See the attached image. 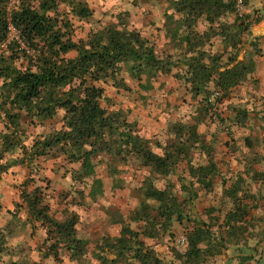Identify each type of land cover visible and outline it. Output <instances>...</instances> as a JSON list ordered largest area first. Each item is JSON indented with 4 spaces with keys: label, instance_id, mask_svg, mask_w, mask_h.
<instances>
[{
    "label": "trees",
    "instance_id": "1",
    "mask_svg": "<svg viewBox=\"0 0 264 264\" xmlns=\"http://www.w3.org/2000/svg\"><path fill=\"white\" fill-rule=\"evenodd\" d=\"M10 1L0 0V113L9 122L2 133L0 173L61 153L72 163L80 164L72 170V177L79 182L95 175L94 158L99 155L113 160L115 165H109L113 172H120L118 161L127 164L137 160L139 168H147L149 175L141 187L143 199L131 215L139 227L134 229L122 220L120 236L105 237L98 244L100 252L117 254L110 260L101 253L103 264H115L120 259L129 264H166L145 244L144 237L168 236L174 255L184 264H204L230 240L240 239L247 229L244 223L250 212L245 203L243 177L226 188L224 194L234 204L224 222L228 238L221 235L218 239L210 228L213 223L207 227L205 221H199L192 206L200 190H211L215 179L224 177L215 160L216 146L203 137L200 125L217 101L248 80L256 68L255 57L260 55L254 46L238 60L244 39L250 33L248 1L244 0L245 11L240 15L236 0H166L181 15L175 29L181 41L177 58L161 56L153 42L129 25L127 16L90 33L87 39L75 41L72 23L60 17L63 0H18L9 9ZM65 1L78 16H90L91 10L83 0ZM9 20L35 54L27 53L17 41H8ZM201 21L206 23L203 30L198 27ZM219 45L222 48L217 49ZM73 51L76 54L69 56ZM123 65L140 80L145 75L147 89L152 87L151 78L178 68L175 77L185 82L192 98L198 100V107L192 121L175 123L173 141L163 143L142 136L137 124L123 110L104 106V100L111 103L104 83L116 80ZM213 92L220 93L214 103ZM60 110L64 111L61 129L37 137L31 147L25 146L23 121L35 126L37 121L55 117ZM233 110L236 122L244 124L248 109ZM192 150H199L205 159L196 164ZM7 154L10 157L3 162ZM183 161L187 166L177 175L179 187L171 176ZM250 172L253 179L264 180V173L254 168ZM34 178L31 176L21 184L22 198L33 218L48 226V240L54 241L52 249L63 247L76 252V248H83L85 243L78 237V216L70 213L63 220L55 218L46 201L48 187L37 184L31 189L29 184ZM226 180L223 178V182ZM94 184L101 189L99 179ZM87 195L91 199L96 197L94 192ZM16 207L19 209L20 204L16 203ZM182 236L186 243L178 249L176 242ZM2 248L0 240V252Z\"/></svg>",
    "mask_w": 264,
    "mask_h": 264
},
{
    "label": "rangeland",
    "instance_id": "2",
    "mask_svg": "<svg viewBox=\"0 0 264 264\" xmlns=\"http://www.w3.org/2000/svg\"><path fill=\"white\" fill-rule=\"evenodd\" d=\"M83 1L91 10L88 17L78 16L65 0L60 2L62 13L60 17H65L72 23V37L75 41L87 39L90 33L118 22L120 16H127L129 25L140 30L153 42L161 56L171 55L177 58L181 52L180 34L179 36L175 34L176 21L181 15L176 13L166 0ZM15 2L18 3L17 0ZM205 26L204 21L198 25L200 30H203ZM247 42L246 40L245 46ZM221 45L216 48H222ZM242 49H244V43ZM75 54L76 52L73 51L69 53V56ZM224 57L227 58V54ZM177 71L178 68L174 67L171 73H159L151 78L152 87L147 89L146 85L149 86L147 77L144 75L140 80L132 74L128 66L123 65L116 80L104 83L105 95L110 98L111 103L109 105L104 100L103 104L111 110H123L127 118L137 124L142 136L163 143L173 141L175 123L192 121L198 107V100L192 98L185 82L175 77ZM215 100L216 98L211 100L212 103ZM63 115L64 111L60 110L55 117L37 121L35 126L24 120V145L31 147L37 137L61 129ZM230 115L231 109L225 108L224 101H217L200 125L203 137L207 140L212 137L221 139L222 132H225L224 129L227 128L225 122L231 120ZM4 125L3 117L0 115V149ZM192 151L193 161L196 164L205 159V156L200 155L199 150ZM9 157L10 155H5L3 162H6ZM94 162L96 163L95 175L79 182L72 177V170H77L79 163H72L62 153L58 156L54 154L46 158L41 157L35 164L20 165L22 170L19 173L22 177L19 182L22 183L26 175L28 177L32 174L35 178L29 184L31 189L37 184L48 187L45 189L46 201L51 206V213L55 218L63 219L65 215L73 213L78 216L77 226L81 224L85 233L93 229L95 234L92 235L101 236L110 227L108 220L132 221L131 215L143 199L141 187L149 175V170L145 167L139 168V162L131 160L127 164H121L118 161L116 165L120 172H113L109 165H115V163L105 155L95 157ZM186 166V161L181 162L178 170L171 176L177 186H179L177 175H180ZM12 168L17 167L12 166L10 169ZM95 179L101 181V189L94 184ZM156 185H161V183L156 182ZM178 188L176 190L181 195ZM89 192H94L96 197L91 199L87 195ZM69 202L70 210H61L62 205ZM123 214L126 216L124 217ZM33 228V233H36L38 225ZM86 245L84 244L81 249L76 248V252L86 251Z\"/></svg>",
    "mask_w": 264,
    "mask_h": 264
},
{
    "label": "crops",
    "instance_id": "3",
    "mask_svg": "<svg viewBox=\"0 0 264 264\" xmlns=\"http://www.w3.org/2000/svg\"><path fill=\"white\" fill-rule=\"evenodd\" d=\"M247 1L246 13L249 14L250 33L245 39L248 41L246 46L244 41V49L241 50L238 60H242L246 52L252 51L254 46L259 49L260 55L255 57L256 68L248 80L233 88L231 94L223 99L225 108L231 109V120L225 122L227 128L222 132L223 137L207 140L213 141L216 146L215 160L224 177L218 176L211 190H200V196L192 209L198 220L205 221L207 227L213 223L210 228L218 239L221 235L225 236L228 229L224 224L226 214L234 206L233 201L224 195L225 190L239 177H243L244 193L247 195L245 203L250 212L247 222L244 223L247 229L238 237L241 241L230 240L228 245L221 247L222 249L209 257L204 264H264V180L253 179L252 172L249 173L250 168L264 173V0ZM233 107L248 109V119L244 124L236 122ZM15 167L17 168H9L0 173V240L3 243L0 264H103L101 253L110 260L117 257L115 252L103 253L98 249V244L105 237L120 236L124 223L116 219L108 220L110 227L101 236L92 235L95 234L93 229L85 233L81 224L77 226L78 237L87 244L86 251L76 253L63 247L52 249L54 241L48 240V226L33 218L22 198L21 184L32 174L28 177L26 175L21 183L19 180L22 175L19 172L22 169L20 165ZM223 178L227 179L226 182H223ZM16 203L20 204L19 209ZM69 204L70 202L62 205L61 210H70ZM211 209L214 210L210 211ZM126 223L134 229L139 227L137 222ZM32 225H38L36 233H33ZM143 241L159 258L164 259L166 264H184L182 259L174 255L168 236L144 237ZM242 256L251 258L244 259ZM115 264L129 263L120 259Z\"/></svg>",
    "mask_w": 264,
    "mask_h": 264
},
{
    "label": "built area",
    "instance_id": "4",
    "mask_svg": "<svg viewBox=\"0 0 264 264\" xmlns=\"http://www.w3.org/2000/svg\"><path fill=\"white\" fill-rule=\"evenodd\" d=\"M16 0H11L10 1V5H9V9H12L15 5H16ZM18 1V0H17ZM236 7L237 10L239 12L240 15H242L245 11V3L244 0H236ZM8 28H9V34H8V41H17L22 48H24L27 53L29 54H35V50L29 48L23 41L22 35L20 33V31L14 26V24L12 23L11 20H9V24H8ZM220 96L219 92H214V94L211 97V100L213 99H217ZM0 115L3 117V121L4 123L9 124V122L7 121L6 115L4 113H0ZM186 243V237L182 236L180 237L177 242H176V247L178 249H182L184 247Z\"/></svg>",
    "mask_w": 264,
    "mask_h": 264
}]
</instances>
